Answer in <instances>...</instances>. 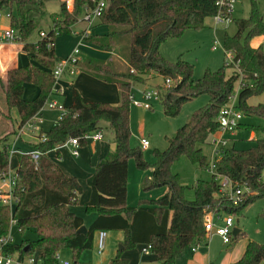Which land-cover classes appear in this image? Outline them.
Listing matches in <instances>:
<instances>
[{"label": "trees", "instance_id": "trees-1", "mask_svg": "<svg viewBox=\"0 0 264 264\" xmlns=\"http://www.w3.org/2000/svg\"><path fill=\"white\" fill-rule=\"evenodd\" d=\"M58 3V11L51 25L44 30L40 23L45 15V4ZM90 0H72L68 11L62 0H0V11L8 9L9 26L29 61L22 66L9 69L2 91L3 103L8 111L14 108L19 123L29 121L45 104L54 83L51 69L54 66V39L62 33H70L76 19L92 7ZM218 9L215 0H106V5L93 25L107 27L101 35L82 38L102 51L110 53L109 60L85 57L78 60L75 68L97 79L115 84L118 103L96 102L82 97L72 89L68 106L61 108L58 119L46 130L43 137L31 145L39 155L36 165L27 155H16L14 186L10 191L12 206L0 199V236L7 235L13 224L22 237L29 231L34 239L11 241L1 247L3 253L30 255L38 249L39 260L52 264L54 255L70 252L71 264H76L84 250L91 249L93 234L98 231H121L122 249L118 250L110 264H126L120 253L136 245H148L158 264H174L175 258L185 248L197 244L204 235L202 217L205 207L216 208L226 214L237 215L257 199H264V101L248 104V99L264 92V48L252 45L251 40L264 36V22L258 10L257 0H248V15L233 20L236 30L232 35L222 36V49L232 52V64L205 69L199 78H193L191 63L177 57L174 61L163 58L159 45L168 38H177L188 29H200L206 17ZM227 14V13H226ZM37 31L35 43L28 42ZM237 62L236 70L233 63ZM231 68L229 75L226 69ZM151 74L162 80L169 79V87L156 86L158 103L165 117H175L180 106L200 94L208 96L204 105L193 110L187 121L178 127L171 137H165L163 150H152V162L143 159L142 149L129 145V99L131 86L142 84ZM239 83L235 107L244 117L258 118L257 125L240 121L248 131L259 136L245 149H235L233 143L221 150L212 159L214 171L225 175L232 184L247 189L243 202L230 206L216 196L217 181L212 175L208 179H197L191 186L193 198L184 197L183 186L170 165L180 156L207 170L208 158L201 145L218 128L216 118L222 106L227 104ZM37 88L35 97L23 98L24 84ZM105 122L113 136V150L95 164L92 173L85 179L90 193L83 204L85 213H94L85 233L76 230L83 225L82 218L69 206L77 201L81 187L76 178L63 173L46 153L67 138L99 129ZM13 130L0 137V174L8 170L9 156L7 140ZM79 145L85 141L79 139ZM133 160L138 170L151 169V176L141 184L146 192L165 187L158 198H139L134 206L126 203L127 161ZM3 194L0 192V196ZM259 216L264 219V207ZM234 239V238H233ZM232 239V240H233ZM28 247L23 251L24 247ZM233 264H264V244L248 240L241 256Z\"/></svg>", "mask_w": 264, "mask_h": 264}, {"label": "rangeland", "instance_id": "rangeland-1", "mask_svg": "<svg viewBox=\"0 0 264 264\" xmlns=\"http://www.w3.org/2000/svg\"><path fill=\"white\" fill-rule=\"evenodd\" d=\"M257 3H258V10L261 13L262 20L264 22V0H257ZM3 10L5 12H8V9H3ZM57 11H58V3L56 1H49L45 4L44 19L43 22L41 21L40 23L41 29L46 30L47 27L51 25V20ZM247 15H248V0H235L231 8L230 20L228 24L226 25L214 24L212 17H206L203 20L202 28L185 30L181 36L177 38H168L165 40V43L162 42L163 43V45L161 46L162 53L164 55H167V59L165 58L166 60L174 61L177 58V56H175L174 54L175 53L174 49L179 50L180 54H177L179 55L178 57L191 63L193 66V72H192L193 78H199L205 69L215 70L221 67L223 61L226 60L221 45L222 36L224 33H226L227 35H232L236 30L233 20L245 18L247 17ZM81 23H75L72 26L71 33H62L55 38V45H56L55 55L63 56L62 58H64L72 53L73 49L77 46L79 42L78 36L76 38L72 32L74 30H78L79 27L85 24L83 22ZM94 28H95L94 26L90 27V31ZM31 35L36 37L37 31H34ZM259 38L260 36L254 39L260 41ZM254 39L251 40V44H253ZM213 40H216L218 42V46H216L214 49L211 48ZM83 51L84 48L79 47L77 57H81L82 55H84ZM96 55L97 56L94 57L104 56V54L100 52H98ZM227 65L228 63L226 64V66ZM78 71L83 78L90 80V83L85 82V84L80 87L82 93L84 95H87L86 98L90 100H94L96 102L103 101L112 104L109 102V100H106L108 98H106L105 92L107 91L108 93L106 95L110 97V91L113 90V101H115L114 104L118 102L119 97L115 84L103 82L90 74H87L80 70ZM230 72H231V68H227L226 74L229 75ZM162 81L163 80L161 79L160 76L151 74L150 77H148L147 80L144 81V83L136 84L135 88L139 90H144L159 85L163 86ZM27 86H33V84L30 83L24 84L23 87L25 88L23 92L24 97H28ZM237 87L238 85L236 83L234 85V89ZM52 99L53 97H51L50 100ZM262 100H264V92L258 96L251 97L249 99V102L254 103L256 101H262ZM207 101H208V96L205 94H200L198 96H195L190 100L184 102L180 106L179 112L175 117H165L162 113L161 106L158 102H154L152 104V108L148 110L137 108L129 104V127H130L129 145L138 146L139 139L141 137L145 138L148 142V147L142 149V156L145 161L149 163L152 162L153 161L152 150L153 149L163 150L166 147L165 137H171L174 131L187 121L191 112L197 109L198 107L204 105L205 103H207ZM45 103L46 105H44L41 115H38L39 121L36 122L37 127H40L41 131H46L52 125L53 123L52 121L54 117L57 114L59 115L60 113V106L49 108L47 106L48 102ZM241 121L252 125H257L260 123V119L258 118L243 117ZM100 126H101L100 132L102 137L104 138L106 137L107 133H109V129L105 122H101ZM29 134L36 138L38 137V135H40V132L39 131L31 132ZM233 136L235 139L234 148L245 149L252 143L250 140L257 138L259 134L256 133L255 131H248L246 130V128L240 126ZM231 141L233 143V140ZM87 145H91V144H87ZM24 146L25 145L21 144V147ZM23 149H25V147L22 148L21 150L23 151ZM201 149H202V153L207 158H209V154H210L209 146L203 144L201 145ZM11 161L14 162V158ZM128 163L130 165H133V170L135 172L133 175L130 174V178H129V192H128L129 204L134 206L137 203V199L140 197L138 196L139 192L141 193V196L150 195L152 198H158L161 195H163L165 187L155 188L146 191L145 193L141 192L139 183L142 179L143 182L145 179L150 178L149 176L151 169L150 168L146 170L136 169L132 159H129L127 161V164ZM170 170L171 172L176 173L179 177V182L183 186H186V189L184 190V197L188 200H191L193 198V193L191 189L193 183L197 179L209 178V173L206 170L199 169L195 164L190 163L187 160V158L184 156H180L176 161H174L170 165ZM262 178H264V172H262ZM80 194H78V196H80ZM263 207H264V199H257L251 204L245 206L239 214L233 215L234 222L236 219H238L239 226H241V229L246 233L247 237L261 244H264V219L259 216V213L261 212ZM82 208L83 207L79 200L78 202L72 203L69 206V209H72L73 211H77L80 214L84 212ZM6 237H8L12 243H18L21 239L32 240L31 238L35 237V235L27 231L24 233L22 237H20L18 235L15 226L13 224H10ZM219 240L220 239H218V237L217 238L212 237L209 243V248L211 252L215 255L217 253L219 254L221 251L223 252L225 248L230 247L232 244L231 242L229 246H224V244L221 243V240L220 241ZM198 244L200 245L199 248H202L203 245L205 244V241L201 240L199 241ZM188 249L189 247L185 248L182 251V254H186L187 252H189ZM89 250L91 249L84 250L85 252L81 253L78 264H80L81 262L80 259L84 257L86 254H88L87 252H89ZM34 256H38V254L34 252ZM67 260L71 262L69 256L67 257Z\"/></svg>", "mask_w": 264, "mask_h": 264}, {"label": "crops", "instance_id": "crops-1", "mask_svg": "<svg viewBox=\"0 0 264 264\" xmlns=\"http://www.w3.org/2000/svg\"><path fill=\"white\" fill-rule=\"evenodd\" d=\"M78 23H81V22H78ZM93 26L95 28L92 29L91 31L89 29V35H96V34L101 35L107 32L106 26L92 25L91 27ZM9 27L10 26H9L8 12L1 10L0 11V85L2 89H3V86H5L7 71L9 69L25 65L29 61L27 53L22 49V45H23L22 42L17 41V40H13V41L3 40L2 32ZM84 27H85V24L79 27L78 30H74L72 32L76 38L77 36L79 38V42L76 47L84 48V51H83L84 55H82L81 57H78V59L82 60L85 57H91V58H96L100 60H109L110 58L109 52L102 51L98 47L90 43H87L81 39V36L79 35V33ZM71 30H72V27H71ZM71 30H70V33H71ZM41 31H44V30L42 29ZM37 39H38V34L36 35V37L30 35V37L28 38V42L35 43ZM163 43H165V41ZM163 43L159 45L158 51L162 57L167 59V55H164L161 49V46L163 45ZM258 43H260V41H258L257 39H254L252 45H257ZM55 46L56 45H55V39H54V43H53L54 61H57V60L62 59L63 56L55 55ZM174 51H175L174 53L175 56L178 57L179 55L177 54H180L179 53L180 51L177 49L176 50L174 49ZM98 52L104 54V56L94 57V56H97L96 54ZM85 82L90 83V80L83 78L81 74L79 73L78 68H75V72L73 74L64 72L57 80L54 81L52 89H51V94L48 96V99L46 100V102H55L56 107L60 106V113L59 115L57 114L54 117L52 121L53 123L60 116L61 108L69 105L70 94H71L72 89H76L82 97L86 98L87 95H84L82 91L80 90V87L84 85ZM24 89L25 88H23V92H24ZM27 89H28V97H24V93H23V98L24 99L27 98L26 100H30L29 98L32 99L33 97H35L37 93V88L33 85V86H27ZM234 90L237 91L238 87L235 88ZM111 91H110V97L106 95L108 92L107 91L105 92V96L106 98H108L106 100H109V102L112 103V105H115L114 104L115 101H113V90ZM117 92H118V89H117ZM51 97H53L52 100H50ZM249 99L247 101L248 104H256V103L264 101L262 100V101H256L254 103H250ZM114 100H115V97H114ZM2 101H3V95L0 89V137L6 134L8 131L13 130L12 135H9L8 137L7 144L14 141L15 147L20 148V149L25 147V149L23 150L28 151L29 149H31V145L37 142L38 140L37 137L35 138L31 136L30 134H22L14 140L15 131L19 123V118H18L16 110L14 108H10L7 111L5 109L4 103L2 104ZM91 101H94V100H91ZM99 102H103V101H99ZM44 105H46V103ZM44 105L33 116V120L38 118V115H41ZM3 106H4V109H3ZM38 128H39V131L41 132L40 127ZM98 130H101V127ZM236 131L237 130H235V132ZM235 132L230 137V140H233V145L235 142V139L233 136ZM112 138H113L112 133L109 130V133H107L106 137L104 138L101 137L100 140H97L94 142H86L85 145L83 146L79 145L77 149V156H72L70 154V151L67 148H61V149H58L57 151L50 150L46 153V156L51 161H53L63 173L72 175L76 178V180L78 181L81 187V194L79 193L80 196L77 197L76 202H78L79 200L81 202L82 207H83L84 202L87 201L89 197V193H90L88 186L85 184V179L92 173L95 164H97V162L102 157H104L107 153L113 150V139ZM16 143H19V144H16ZM21 144L25 146L21 147ZM87 144H91V145H87ZM9 158H10L9 160L10 165L8 163L9 165L8 170L14 171L17 166L16 156L15 155L10 156ZM13 158H14V162L11 161ZM134 173L135 172L133 170V165H130L128 163L127 164V181H126V203L128 206L131 205L128 203L129 178H130V174L133 175ZM150 176H151V171H150ZM142 180L139 183L140 188H141ZM0 188H1L0 190H2L3 192L6 191V188L2 184H0ZM140 191L144 192L141 189ZM165 191H166V188H164V193ZM138 196H140L139 198H152L150 195L141 196L140 192ZM70 211H72L75 214H78V216L82 218V224L84 227H86L95 216L94 213L83 212L82 214H80L77 211H73L72 209H70ZM104 232H105V236L103 239V247H102L101 252L100 253L96 252L97 232H95L93 234L91 250H89V252H87L88 254H86L84 257L80 259L81 261L80 264H110L112 258L116 255V253L119 250L118 245L120 244L123 238V234L121 231H104ZM212 237L217 238L216 235L210 236L208 242L204 244L202 248H199L200 245H198V247L195 248L194 251H190L188 249L189 252H187L186 254H182V253L179 254L175 258L174 264H233V262H235L243 253V250L245 248L247 241L253 240L247 237L246 233L241 229V226H239L238 219H236L235 222L233 220V224H232V232H231V238H230V243L232 242V244L230 247L225 248L223 252L221 251L219 254L217 253L216 255L211 252L209 248V243ZM31 239H34V237ZM229 244L228 245L224 244V246H229ZM144 246L145 245L138 244L131 249L124 250L120 253V258L125 259L126 264H158V262L155 259V256L151 254L149 250L145 252L141 250ZM34 252H36V254L39 255L40 251L36 249L34 250ZM58 254L63 259H67L68 256L70 257V252L68 250L61 251ZM78 263H79V260L76 264Z\"/></svg>", "mask_w": 264, "mask_h": 264}, {"label": "built area", "instance_id": "built-area-1", "mask_svg": "<svg viewBox=\"0 0 264 264\" xmlns=\"http://www.w3.org/2000/svg\"><path fill=\"white\" fill-rule=\"evenodd\" d=\"M64 1L65 8L70 11L72 9V0H62ZM92 2V7L85 10V12L76 19V23L83 22L85 23V27L80 31L79 35L81 39L89 35V29L95 22L96 18L100 15L102 10L106 5V0H90ZM235 0H215V5L220 9L224 7L227 10V14L222 11L216 12L214 16H212L214 24H228L230 20V13L232 5ZM44 32L39 33V37H43ZM2 38L6 41L16 40L15 32L10 27L2 32ZM260 43L264 44V36H260ZM218 46V42L213 40L211 48L214 49ZM78 48H74L72 53L65 58L55 61L53 68L51 69L52 77L57 80L64 72L69 74H73L75 72V64L79 60L77 57ZM225 63L228 65L232 64V52L224 51ZM234 69L237 68V62L233 63ZM171 81L169 79H164L162 81V85L164 87H169ZM239 89V83H237ZM159 91L156 87L147 88L144 90L136 89L135 86H131V89L128 93L129 103L132 106L142 108V109H151L152 104L154 102H158L159 100ZM237 91L229 97L227 104L222 106L219 111V114L216 118L218 122V128L210 133L207 137V144L210 148V154L208 158V168L207 172L209 175H212L213 178L217 181V193L216 196L222 198L228 202L230 206H238L240 205L247 193V189L241 186H237L236 184H232L230 179H228L225 175L218 174L214 171V167L212 164V159L215 155H219L221 150L225 149L229 145H231L230 137L235 132L237 124L244 117L243 114L236 109L235 107V98ZM55 102H48L47 106L54 107ZM39 119L36 118L33 120V117L24 123L21 126H17L15 131V137L18 138L22 134H29L31 132H38L39 128L36 125ZM40 132V131H39ZM41 136V135H38ZM102 137L100 130L96 129L90 132H84L78 134L76 137L67 138L60 144H57L53 147L52 151H57L61 148H67L70 151L72 156H77V149L79 146V139L84 140L85 142H94L100 140ZM38 138V137H37ZM42 136L39 137L42 140ZM139 146L141 149H145L148 145V142L145 138L141 137L139 139ZM8 156H16V155H27L29 159L32 161L34 165H36V161L41 154L37 149H29L28 151L21 150L20 148L15 147L14 141L8 144L7 147ZM14 171H9L0 174V183L6 188V191H0L1 194L0 199L3 204H7L8 206H12V200L10 198V191L14 186ZM232 224H233V215L226 214L221 210L218 211L216 208H210L208 206L205 207V212L202 217V226L204 230V235L201 240L205 241V244L208 242L210 236L216 235L219 237L223 244H229L232 232ZM105 236L104 231L97 232V241H96V252L100 253L103 247V239ZM200 240V241H201ZM10 242L8 237L0 236V264H43L40 262L38 256L30 255H22V254H7L2 252L3 245ZM199 243V242H198ZM195 244L189 247L190 251H194L195 248L198 247L199 244ZM148 245H145L141 250L143 252L148 250ZM52 264H71L69 260L63 259L60 257L58 253L54 255V262Z\"/></svg>", "mask_w": 264, "mask_h": 264}, {"label": "water", "instance_id": "water-1", "mask_svg": "<svg viewBox=\"0 0 264 264\" xmlns=\"http://www.w3.org/2000/svg\"><path fill=\"white\" fill-rule=\"evenodd\" d=\"M77 233H85V227L83 225H81L77 230H76ZM28 249V247H24L23 248V251H26ZM118 249L121 250L122 249V246L121 244L118 245Z\"/></svg>", "mask_w": 264, "mask_h": 264}]
</instances>
